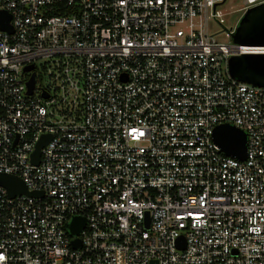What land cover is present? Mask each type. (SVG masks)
<instances>
[{
	"label": "built area",
	"instance_id": "1",
	"mask_svg": "<svg viewBox=\"0 0 264 264\" xmlns=\"http://www.w3.org/2000/svg\"><path fill=\"white\" fill-rule=\"evenodd\" d=\"M226 1L0 0V173L40 193L0 186V264H264V87L229 71L264 46L211 32Z\"/></svg>",
	"mask_w": 264,
	"mask_h": 264
},
{
	"label": "water",
	"instance_id": "2",
	"mask_svg": "<svg viewBox=\"0 0 264 264\" xmlns=\"http://www.w3.org/2000/svg\"><path fill=\"white\" fill-rule=\"evenodd\" d=\"M10 20L6 12H1L0 22L2 29L10 30L7 21ZM234 43L247 46H264V3L250 7L242 16L238 26L232 33ZM28 66L25 70H30ZM230 75L239 81L264 87V54H241L234 55L229 59ZM35 74L28 81L29 93L33 92ZM214 140L228 156L245 159L247 152L246 134L232 125H219L214 130ZM49 136H43L37 143L31 161L38 164L40 161V149L49 141ZM0 186L7 189L9 195L14 197L18 194L37 196L40 193L29 191L25 182L16 175L0 173ZM86 219L82 216L73 217L69 224L72 235L79 234L85 226ZM72 245L77 248L80 240L74 239ZM179 245H182L179 243Z\"/></svg>",
	"mask_w": 264,
	"mask_h": 264
},
{
	"label": "rangeland",
	"instance_id": "3",
	"mask_svg": "<svg viewBox=\"0 0 264 264\" xmlns=\"http://www.w3.org/2000/svg\"><path fill=\"white\" fill-rule=\"evenodd\" d=\"M244 0H227L220 8L224 14V23L219 24L217 21H211L209 27L212 33L219 35L221 39H225L226 32L230 29H236L244 12L241 10Z\"/></svg>",
	"mask_w": 264,
	"mask_h": 264
}]
</instances>
